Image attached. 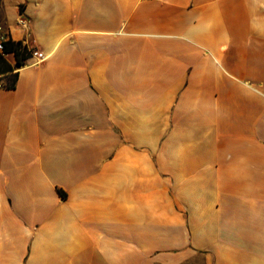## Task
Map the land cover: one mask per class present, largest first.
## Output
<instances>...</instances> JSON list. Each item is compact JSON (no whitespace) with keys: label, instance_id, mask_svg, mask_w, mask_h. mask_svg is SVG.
Here are the masks:
<instances>
[{"label":"crops","instance_id":"obj_1","mask_svg":"<svg viewBox=\"0 0 264 264\" xmlns=\"http://www.w3.org/2000/svg\"><path fill=\"white\" fill-rule=\"evenodd\" d=\"M2 4L0 264H264V0Z\"/></svg>","mask_w":264,"mask_h":264},{"label":"trees","instance_id":"obj_2","mask_svg":"<svg viewBox=\"0 0 264 264\" xmlns=\"http://www.w3.org/2000/svg\"><path fill=\"white\" fill-rule=\"evenodd\" d=\"M4 52L0 53V71L3 73L13 72L14 69L7 62L6 56L14 54L17 67L20 69L24 65V61L30 56L31 50L22 42L6 41L4 43ZM17 74L11 75L7 79V84L5 85L7 89H14L17 83Z\"/></svg>","mask_w":264,"mask_h":264},{"label":"built area","instance_id":"obj_3","mask_svg":"<svg viewBox=\"0 0 264 264\" xmlns=\"http://www.w3.org/2000/svg\"><path fill=\"white\" fill-rule=\"evenodd\" d=\"M20 24L24 27H27L28 23L25 20H20ZM7 41V35L3 33V29L0 28V53L4 52V43ZM34 57H38L39 59H42L41 55L38 52L33 53ZM3 86L0 84V89H2Z\"/></svg>","mask_w":264,"mask_h":264},{"label":"rangeland","instance_id":"obj_4","mask_svg":"<svg viewBox=\"0 0 264 264\" xmlns=\"http://www.w3.org/2000/svg\"><path fill=\"white\" fill-rule=\"evenodd\" d=\"M3 17H4L3 4H2V0H0V28H2L3 33H5L4 28H3L4 27Z\"/></svg>","mask_w":264,"mask_h":264}]
</instances>
